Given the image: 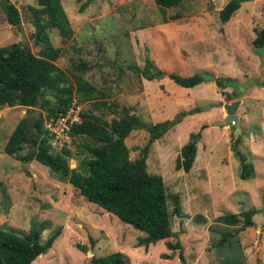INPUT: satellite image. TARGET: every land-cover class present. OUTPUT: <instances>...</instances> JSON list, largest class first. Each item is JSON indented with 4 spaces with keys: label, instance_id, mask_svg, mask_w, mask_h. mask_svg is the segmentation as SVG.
I'll list each match as a JSON object with an SVG mask.
<instances>
[{
    "label": "rangeland",
    "instance_id": "obj_1",
    "mask_svg": "<svg viewBox=\"0 0 264 264\" xmlns=\"http://www.w3.org/2000/svg\"><path fill=\"white\" fill-rule=\"evenodd\" d=\"M9 1L19 12L20 25L10 26L0 8V48L20 43L37 55L41 46L34 43L32 13L38 8L36 1ZM60 1L72 34L63 40L56 29L47 31L60 49L55 64L73 85L72 75L101 93L100 100L129 108L146 124L180 120L151 145L146 160L147 172L160 175L166 187L173 236L147 250L137 247L143 233L87 202L40 163L8 156L3 147L29 114L22 107L0 110V227L28 231L34 222L50 221L51 229L61 228L52 248L31 264H88L93 256L113 252L124 254L129 264H182L180 250L185 264H222L223 258L227 264H264V48L252 44L255 31L264 28V0L242 3L225 24L219 11L229 0H182L180 6L164 12L153 0ZM147 60L165 77L148 81L133 69H142ZM80 63L87 65L85 72L78 69ZM169 73L181 77L204 73L211 80L185 89L171 81ZM217 78L234 80L241 95L228 101L226 94L232 93L233 85L222 91L212 81ZM236 100L240 101L237 123L213 126L224 120L223 106ZM87 106L84 103L82 108ZM197 107L209 109L180 117V112ZM37 110V119H44L45 112L33 111ZM95 113L112 117L101 108ZM32 120L36 119L30 118L31 126ZM235 126L241 134H233ZM191 133H200V139L193 167L184 173L175 164ZM237 138L238 150L253 167L248 180L240 179V162L230 149ZM147 140L143 130L132 131L125 139L131 161L139 157ZM69 150L74 152L72 142ZM83 157L75 155L69 167L75 168ZM172 196L178 197V207ZM247 209L259 212L253 226L236 227L238 252L218 256L210 248L209 227L219 216ZM50 231H44L43 237ZM167 242H178L181 249L169 250Z\"/></svg>",
    "mask_w": 264,
    "mask_h": 264
},
{
    "label": "trees",
    "instance_id": "obj_2",
    "mask_svg": "<svg viewBox=\"0 0 264 264\" xmlns=\"http://www.w3.org/2000/svg\"><path fill=\"white\" fill-rule=\"evenodd\" d=\"M35 1L38 8L32 9L35 27L34 43L36 46H41V49L35 55L25 50L20 43L0 48V110L22 107L30 113L35 108H40L45 112V117L32 120L34 134L31 141L25 135L27 119L22 118L8 137L3 150L17 161L40 163L51 175L67 181L87 202L143 233L144 237L138 238L136 246L147 250L150 245L172 237L173 233L166 187L160 175L147 172L146 160L151 145L180 120L146 124L138 116L130 113L129 108L100 100L101 93L74 75H72L73 85L69 76L55 64L60 49L51 43L47 31L56 29L63 40L68 39L72 34L61 1ZM247 1L229 0L219 11L220 22L227 23L239 10L241 4ZM153 2L161 12H164L165 9L180 6L182 0H153ZM0 8L7 23L18 28L20 15L14 4L9 0H0ZM170 19L175 18L171 16ZM252 44L256 49L264 48V28L255 31ZM78 69L85 72L88 68L85 63H80ZM133 69L148 81L165 77V73L154 68L149 60L142 69L138 67ZM167 76L176 85L185 89L194 88L211 80L204 73L189 77L169 73ZM212 81L222 91L233 85L232 93L226 94L228 101L241 95L234 85V80L217 78ZM73 94L82 104L89 106L87 109H82L81 122L71 127L70 137L74 152L71 153L69 149L64 148L59 154L51 151V145L45 135L44 123L64 113L70 105ZM100 108L112 117L108 120L106 114L95 113ZM207 109L209 108L197 107L194 111L179 114L183 118L190 114L202 113ZM135 130L145 131L148 140L141 148L139 157L131 161L125 139ZM114 137L116 139L112 141ZM199 139L200 133L189 135L188 142L180 149V156L175 164L176 170L190 172ZM238 139L230 145V149L240 162V179L248 180L253 177V167L238 150ZM80 154H84V157L75 168L71 169L69 160ZM172 200L178 207V197L172 196ZM174 211L179 213L178 208ZM258 212V209H247L238 214H224L217 217L216 224L209 227L210 248L218 256H222L225 251L238 252L235 247L240 243L236 227L241 224L243 230L253 226L252 219ZM46 230L51 231L44 238L42 234ZM60 235L61 228L51 229L50 221L34 222L28 231L0 227V264H31L38 257L45 255ZM166 246L172 251L181 249L178 242L175 244L167 242ZM78 250L86 252L84 246H78ZM168 257L164 255L165 259H169ZM178 259L185 264L181 250ZM225 260L223 258L222 264L226 263ZM88 264H129V261L124 254L113 252L103 256H93ZM229 264L232 262L229 261Z\"/></svg>",
    "mask_w": 264,
    "mask_h": 264
},
{
    "label": "built area",
    "instance_id": "obj_3",
    "mask_svg": "<svg viewBox=\"0 0 264 264\" xmlns=\"http://www.w3.org/2000/svg\"><path fill=\"white\" fill-rule=\"evenodd\" d=\"M82 106L80 100L73 95L64 113L44 123L45 135L51 145V151L60 154L64 148L69 149L71 127L81 122Z\"/></svg>",
    "mask_w": 264,
    "mask_h": 264
},
{
    "label": "water",
    "instance_id": "obj_4",
    "mask_svg": "<svg viewBox=\"0 0 264 264\" xmlns=\"http://www.w3.org/2000/svg\"><path fill=\"white\" fill-rule=\"evenodd\" d=\"M239 104H240L239 100L225 104L223 106V108L225 110V114H226L224 120L217 122V123H213L212 125L218 126V127L223 126L224 124L235 125L237 123V109L239 107ZM38 115H39L38 110L36 112L33 111V112L26 115V119H27L28 124H27L26 129H25V135L29 141H31V139H32V129H33V127L29 124V120L31 117L37 119ZM233 134L234 135L235 134H238V135L241 134V131L237 126L234 127ZM115 139H116V137H114L112 141H115Z\"/></svg>",
    "mask_w": 264,
    "mask_h": 264
}]
</instances>
